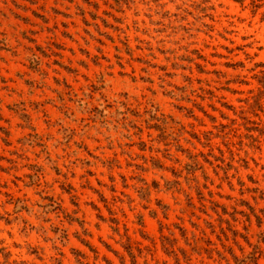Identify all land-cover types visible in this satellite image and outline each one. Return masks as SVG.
<instances>
[{
	"label": "rangeland",
	"instance_id": "1",
	"mask_svg": "<svg viewBox=\"0 0 264 264\" xmlns=\"http://www.w3.org/2000/svg\"><path fill=\"white\" fill-rule=\"evenodd\" d=\"M260 62L264 0H0V262L264 264Z\"/></svg>",
	"mask_w": 264,
	"mask_h": 264
},
{
	"label": "trees",
	"instance_id": "2",
	"mask_svg": "<svg viewBox=\"0 0 264 264\" xmlns=\"http://www.w3.org/2000/svg\"><path fill=\"white\" fill-rule=\"evenodd\" d=\"M257 65L263 66V68L256 75L257 79L259 81V84H260L259 90L252 97H247V98L242 99V100H244L248 104L249 107L258 106V108H261L262 107L261 101L264 98V62H260ZM237 115L239 116V118H241L243 120L242 125H244L245 129L248 132L257 131L259 134H262L264 132V129L259 126V123L255 122V121H252L249 117L244 115V111L242 113H237ZM249 123H253V124H256V125L250 126ZM248 132L246 133L245 136L248 137V138L254 139L253 134L248 133ZM248 207L256 215L257 222L260 224L261 223V216L255 211V209H254V207L252 205L248 204ZM262 211L264 212V209H262ZM245 238L248 241V237L246 236Z\"/></svg>",
	"mask_w": 264,
	"mask_h": 264
},
{
	"label": "crops",
	"instance_id": "3",
	"mask_svg": "<svg viewBox=\"0 0 264 264\" xmlns=\"http://www.w3.org/2000/svg\"><path fill=\"white\" fill-rule=\"evenodd\" d=\"M102 219H104V220H106L104 217H101ZM75 220V219H74ZM82 240V239H81ZM82 241H84V240H82ZM1 250H5L4 248L3 249H1ZM0 264H2L1 262H0Z\"/></svg>",
	"mask_w": 264,
	"mask_h": 264
}]
</instances>
